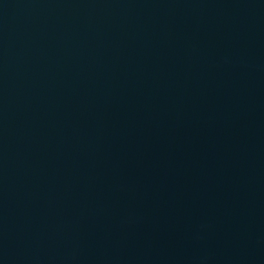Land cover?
<instances>
[{
	"label": "water",
	"instance_id": "obj_1",
	"mask_svg": "<svg viewBox=\"0 0 264 264\" xmlns=\"http://www.w3.org/2000/svg\"><path fill=\"white\" fill-rule=\"evenodd\" d=\"M0 264H264V0H0Z\"/></svg>",
	"mask_w": 264,
	"mask_h": 264
}]
</instances>
